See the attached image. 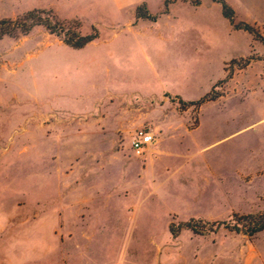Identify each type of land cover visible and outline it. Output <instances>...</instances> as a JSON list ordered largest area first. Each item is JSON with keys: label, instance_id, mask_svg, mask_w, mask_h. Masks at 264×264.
<instances>
[{"label": "rangeland", "instance_id": "rangeland-1", "mask_svg": "<svg viewBox=\"0 0 264 264\" xmlns=\"http://www.w3.org/2000/svg\"><path fill=\"white\" fill-rule=\"evenodd\" d=\"M100 1L0 0V19L39 9L82 35L98 32L81 49L41 25L0 40V264H264V229L250 232L264 220V44L225 36L241 55L214 85L220 101L199 113L179 99L199 100L223 72L217 19L210 13L202 27L206 15L189 17V38L213 45L172 60L165 43L175 26L132 31L134 15ZM236 20L264 37L263 14ZM250 56L256 63L239 73V59ZM199 115L202 147L188 143L176 155L170 130L195 126ZM148 126L156 142L137 157L130 139ZM145 166L161 171L156 181L138 177ZM172 189L217 217L194 219L203 234L172 235L171 224L190 220L157 201Z\"/></svg>", "mask_w": 264, "mask_h": 264}, {"label": "crops", "instance_id": "crops-1", "mask_svg": "<svg viewBox=\"0 0 264 264\" xmlns=\"http://www.w3.org/2000/svg\"><path fill=\"white\" fill-rule=\"evenodd\" d=\"M225 1L234 10L235 17L242 15L244 13H249V14L261 13L264 15V0H225ZM103 2L108 3L107 4L108 9L111 8V9H115L118 11L120 10L127 11L128 14L134 15L135 24L131 28L132 31L139 26H143L145 28L146 26L144 25L146 24L150 26H156L158 24H161V22H163L165 24L170 25L171 27L175 26V28L177 29L175 31L176 33L178 31H181V33L185 32L186 38H183V39L177 38L176 33H175V37L173 34L170 38V41H167L165 43L166 45L165 53L167 52V54H170V58L172 60L192 59L194 55L199 53L200 49H207V48H210L211 45H213V43H204V42L197 43L189 38L190 37L189 33L193 32V28L195 26L189 17H191L194 14H201L203 15V17L204 15H206L205 18L200 20V25L204 27L206 23L210 22L209 14L211 13L219 22L218 27L219 25L221 26V28L219 29L221 30V32H219L220 41L217 43L218 44L217 46L219 47V51L223 52L224 56L221 55L220 59L224 67H223V72L220 75V77L213 78L212 80H210L206 93L209 92L218 81L223 80V77L226 74L225 66L228 64V61L231 58H235V57L239 58L241 55L240 53L237 52L236 41H234L233 39H230L229 41H227L225 39V36H227L228 38H234L240 34H243L246 37L248 36L251 49H253V43L256 42V40L251 34L243 30L233 29L229 21L225 17H223L221 6L218 3L214 2L213 0H197L196 3H192L191 0H103L102 2L100 1V3H103ZM140 4H145L149 13L151 15L157 16L155 21L135 18V9ZM167 18H169V23H166ZM254 24H257V23H254ZM198 48H199V51H198ZM145 52L146 51H144V53ZM152 54H153V59L155 61L157 60L159 62H163L159 60L160 52L152 53ZM145 57H146V60H149L147 54H145ZM254 63L256 62L254 61L251 62L247 67L254 65ZM242 71H244V68L240 69L239 73H241ZM235 79H236V75H233V77L229 78L228 81L232 82ZM226 83H229V82H226ZM192 86L193 85H191V87ZM260 89L262 90V88ZM220 98L215 101H209V102L220 101ZM209 102H206V103H209ZM199 113H200V108H199ZM201 126H202V121L199 115L197 124L191 128H188L185 123H179L172 127L173 130H170V131L173 134H171L169 138H172L174 140L172 144H173V147L175 148L174 150L175 152L174 151L173 152L176 155H179L178 150H182V149L188 150L187 148L188 143L189 144L193 143L194 148L202 147V145L200 144L202 143V139L198 138V134L200 133L199 131L201 129ZM166 127L168 128V126ZM176 132H177V136H174ZM160 151L161 149L158 146L157 153ZM196 153L198 152L196 151L193 152V154H196ZM148 162L150 164H153V159H150ZM176 170L169 173L167 175V178L171 177L173 173H175ZM140 172L141 173L138 177L140 179H143V182H144V178L148 179V177L150 178L151 181L154 182L156 181V177H158L161 174L160 170H156L154 169V167L153 169H148L146 168V166L142 167ZM192 172H193L192 170L189 171L188 176H190ZM179 181L181 183H184V185H186V183L188 182L187 180H181V179ZM140 188H138V190ZM172 190L171 191L164 190L156 195L157 201L163 202L168 207L170 211V215H174L177 218L179 217L183 219L182 221H186L188 219H216L217 218L216 216L210 215L209 212H207V210L205 211L203 200L200 202L196 201L195 206H192L193 202H191L190 200L192 198L188 197L186 189L180 195H178L177 192L174 191V189ZM176 201L181 202L182 209L179 211L178 209L175 208ZM208 207L209 206L207 205V209ZM177 238L178 236L175 237V239Z\"/></svg>", "mask_w": 264, "mask_h": 264}, {"label": "trees", "instance_id": "trees-1", "mask_svg": "<svg viewBox=\"0 0 264 264\" xmlns=\"http://www.w3.org/2000/svg\"><path fill=\"white\" fill-rule=\"evenodd\" d=\"M221 6V11L223 17H225L233 29L243 30L251 34L255 39L259 40L264 44V37L260 34L257 27L252 26L244 21H237L235 17V12L232 7L227 4L225 0H213ZM135 18L136 19H146L149 21H155L157 16L151 15L145 4H140L135 9ZM68 21H59L51 11L33 9L25 12L21 16L16 18H1L0 19V40L4 37L18 38L19 36H24L30 32V30L35 26H44L51 34H56L57 36L62 37L63 42L73 48L81 49L90 42L98 38V32L95 28H92V33L87 35H82L75 30H71L66 27ZM254 60L253 56L240 58L241 61L240 69L245 68ZM236 63V59L231 60L227 67ZM227 71V69H225ZM229 77V76H227ZM230 78V77H229ZM213 88L202 98L193 102H184L179 97V103L182 106H194L200 108L202 104L209 101H215L219 96L213 93ZM243 218H252L250 215H244ZM182 228L190 229L195 234H203L196 224L194 219H190L188 222L180 223L177 226V229L174 230V225H170V231L175 237L178 234V231ZM264 229V220L254 222V227L250 229V232H258Z\"/></svg>", "mask_w": 264, "mask_h": 264}, {"label": "built area", "instance_id": "built-area-1", "mask_svg": "<svg viewBox=\"0 0 264 264\" xmlns=\"http://www.w3.org/2000/svg\"><path fill=\"white\" fill-rule=\"evenodd\" d=\"M156 142V133L152 127L136 130L130 139V149L137 157L144 156Z\"/></svg>", "mask_w": 264, "mask_h": 264}]
</instances>
